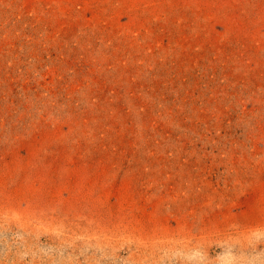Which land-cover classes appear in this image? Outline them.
<instances>
[{
    "label": "rangeland",
    "instance_id": "rangeland-1",
    "mask_svg": "<svg viewBox=\"0 0 264 264\" xmlns=\"http://www.w3.org/2000/svg\"><path fill=\"white\" fill-rule=\"evenodd\" d=\"M0 264H264V0H0Z\"/></svg>",
    "mask_w": 264,
    "mask_h": 264
}]
</instances>
